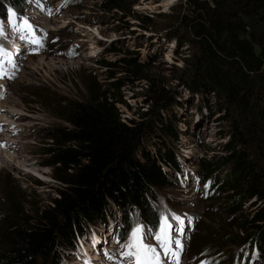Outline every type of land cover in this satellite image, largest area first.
I'll use <instances>...</instances> for the list:
<instances>
[{
    "label": "trees",
    "instance_id": "1",
    "mask_svg": "<svg viewBox=\"0 0 264 264\" xmlns=\"http://www.w3.org/2000/svg\"><path fill=\"white\" fill-rule=\"evenodd\" d=\"M28 1L0 0V19L9 8L23 14ZM123 2L103 0L96 7L123 11L126 19L137 0H128L126 9L119 6ZM132 17L141 21L142 30L155 29L153 33L176 44L174 56L181 68H174L178 73L168 79H156L148 73L155 56L140 63L137 54L111 49L118 56L115 61H96L104 69L103 85L91 77L81 101L48 98L49 111L68 125L38 134L44 142L42 167L59 184L57 197L41 207L13 181L1 188L0 264H60L88 225L106 222L109 206V215L122 213L127 228L137 220L156 230L161 215H174L157 210L160 190L182 189L177 173L183 159L175 147L182 132L171 111L179 106V95L169 88L173 81L191 100L197 97L198 109L215 116L216 134L227 137L223 146L217 145V155L194 162L205 201L223 218L205 230L191 253L231 247L235 250L227 251L221 262L240 264L243 248L263 260L264 0H177L169 14ZM127 85L144 90L146 108L138 109L136 119L124 121L117 105H124L121 90ZM257 202L261 207L252 209Z\"/></svg>",
    "mask_w": 264,
    "mask_h": 264
},
{
    "label": "rangeland",
    "instance_id": "2",
    "mask_svg": "<svg viewBox=\"0 0 264 264\" xmlns=\"http://www.w3.org/2000/svg\"><path fill=\"white\" fill-rule=\"evenodd\" d=\"M102 1L30 0L23 14L13 11L17 25H21L18 19L31 25L28 29L23 24L24 32L26 35L31 34L35 43L31 42L29 47L24 44L22 53L12 64L7 63L5 57L1 58L4 61L3 73L12 76L3 80L0 75V96L3 95L0 97V121L4 120L7 127L6 132V127L4 131L0 130V196L1 188L8 184V181H13L14 186H18L26 194H33L36 197L34 200L39 202L41 207L46 206L49 199L57 197L54 190L59 188V184L53 181L51 170L42 167L45 161L42 154L44 142L39 139L38 134L42 129L68 125L49 111L51 104L48 98L52 95L70 101H81L86 97V83L91 77H95L96 81L103 85L104 76L101 72L104 69H100L96 61L102 58L115 61L118 58L116 54L108 51L123 49L137 54L140 63H146L150 56H155L157 60L148 73L160 80L168 79L169 75L177 72L174 68H181L182 62L174 56L176 44L166 42L160 34L153 33L155 29L152 32L142 30L141 21L132 17L139 15L151 18L169 14L170 7L174 6L177 0H137L131 5L130 17L126 19H123V11L98 10L96 6ZM127 1L119 6L126 9ZM6 24L8 25V20L2 22L3 29ZM7 45L9 47L10 42ZM8 50L10 51L9 48ZM96 53L99 55L92 57ZM175 85L176 82L173 81L169 88L175 89L179 95V106H174L171 111L174 115L177 114L176 119L179 120L177 129L182 132L181 141L175 144V147L183 159L177 174L180 176V183L188 180V185L182 189L160 190L159 197L162 196V201L160 198L161 203L157 207V210L161 209L162 214H178L179 218H182L174 227L175 233L169 231L168 247L171 249L170 256L174 259L171 264H186L187 261L189 264H223L221 261L224 254L227 251L232 253L235 249L227 247L222 251L211 252L210 247H207L202 249L203 252L191 253V246L200 244L201 235H204L205 230L209 226L217 227L221 222L220 217L223 218L219 210L212 211L210 204L205 201V185L198 177L194 162L199 158L217 155V145L223 146L227 137H219L218 133L216 134L215 116L209 118V111L204 107L198 109L200 101L197 97L191 100L187 91ZM143 91L131 85L121 90L124 105H117V108L124 121L136 119L138 109L146 108L142 104ZM14 126L18 129L12 132ZM6 139L9 141H4ZM223 177L224 175L221 176ZM35 181L40 182L41 186L35 185ZM252 202L253 200H250L244 207H248ZM261 205L257 202L251 208ZM109 207L112 211V206ZM116 217L121 218L118 214L111 215L107 224L112 222L113 229L120 228L125 231L127 226L123 215L121 221ZM138 225L142 226L143 231H147L143 223ZM92 230L93 228L89 229V235L84 240L92 235ZM198 230H202V233ZM101 241L103 242V239ZM177 241L179 247L176 246ZM121 242H124V239ZM146 242L165 257L166 253L160 249L154 238L149 237ZM106 245V250L110 251V241ZM116 246V251L122 249V245L117 243ZM90 254L97 257L101 252L98 250ZM238 254L242 256L240 264H243L244 260H249L250 264H264V258L261 260L255 251L251 255L247 249L240 248ZM71 256L72 251L65 253V259L60 264H76L69 259ZM111 256L113 257V254Z\"/></svg>",
    "mask_w": 264,
    "mask_h": 264
},
{
    "label": "snow or ice",
    "instance_id": "3",
    "mask_svg": "<svg viewBox=\"0 0 264 264\" xmlns=\"http://www.w3.org/2000/svg\"><path fill=\"white\" fill-rule=\"evenodd\" d=\"M9 17H8V25L12 27L14 31L19 32L20 28L18 27L15 19V14L11 8L8 9ZM26 28L30 29L31 25L27 24V21H24ZM21 39H25L23 35H21ZM35 43V40L32 41ZM7 57V63H11V57L9 54L5 53L3 49H0V58ZM3 59H0V75L3 74ZM176 220L179 223V218L170 215L165 216L161 215L159 217L160 224L159 229L155 230L154 239L157 241L160 249L167 253L169 251V230L172 228V225L168 223V219ZM146 233L142 230L141 225H137L134 227L129 234L128 242L125 245L126 251L122 253L125 258H130L133 264H161L160 257L157 253V249L153 247L151 244H147L144 242V235ZM176 246L179 247V241L176 242Z\"/></svg>",
    "mask_w": 264,
    "mask_h": 264
},
{
    "label": "bare ground",
    "instance_id": "4",
    "mask_svg": "<svg viewBox=\"0 0 264 264\" xmlns=\"http://www.w3.org/2000/svg\"><path fill=\"white\" fill-rule=\"evenodd\" d=\"M17 39H18V37H16ZM17 39H14V40H10V39H4V43H3V46H4V49H6V50H8V48L10 49V51L8 50V53L7 54H9V55H15V54H17L18 53V56H19V54H21L22 53V44L20 43V39H18V41H17ZM9 42H10V45H9V47H7L8 45L7 44H9ZM18 45H19V47L20 48H18ZM17 50V51H16ZM12 51H16V52H12ZM95 55V54H94ZM18 56H16L15 58H12V60H14V61H16L17 60V58H18ZM10 73H13V72H10ZM14 74V73H13ZM12 75L11 74H5V73H3L2 75H1V78L3 79V80H6L8 77H11ZM2 96L3 95H1L0 97L2 98ZM1 98H0V100H1ZM2 120V119H1ZM4 122V123H3ZM3 124V125H2ZM7 125H9V124H7ZM0 126H2V127H0L1 129L0 130H2V131H4L3 129L6 127V123H5V121L3 120V121H0ZM15 127L16 126H14V127H12V132H14V131H16L17 129H15ZM7 131V127L5 128V132ZM8 135H9V133H8ZM4 141H9V140H4ZM3 145H5V144H3ZM184 158H185V156H183ZM146 240L147 239H145L144 240V242L145 243H147L146 242ZM101 245V240H98V246H100ZM170 251H171V249H169V251L166 253V255H165V257H162V259H161V264H171L172 263V261L174 260V259H172V257L170 256ZM112 254H115L116 256L117 255H119V253L118 252H116V250H115V248L112 250V252H111ZM157 253L159 254V252L157 251ZM93 258V262L94 263H98L99 262V259H97V257H92ZM121 258H125L123 255L121 256ZM117 264H133V262H132V260L130 259V258H125V261H124V263H122V262H120V261H118L117 262ZM186 264H189L188 263V261H187V263Z\"/></svg>",
    "mask_w": 264,
    "mask_h": 264
}]
</instances>
